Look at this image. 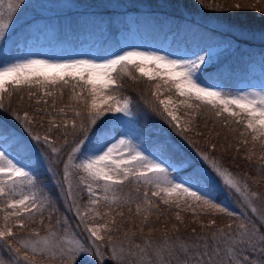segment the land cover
Segmentation results:
<instances>
[{"label":"snow or ice","instance_id":"6c2138e0","mask_svg":"<svg viewBox=\"0 0 264 264\" xmlns=\"http://www.w3.org/2000/svg\"><path fill=\"white\" fill-rule=\"evenodd\" d=\"M24 4L25 0H9L5 13L3 0H0V110L5 109L6 99L11 105L12 91L21 84L37 89L43 97L52 98L56 97L58 89L70 86L77 106L71 109V120L64 108L59 109L57 115L63 117L62 121L58 123L52 118L43 136L32 127L35 118L30 117L27 111L23 115L12 112L14 119L23 123L30 139L45 146L57 157L56 163L62 165V178L56 195L36 176V170L44 163V154L33 155L31 144L14 129L3 130L5 142L0 143V217L3 221L0 224V247L7 249L8 255L0 254V264H18L20 260L24 264H37V257H46L49 262L58 261V264H90V259L93 264H107L109 261L111 264H264V232L252 220L220 227L217 219L213 218L207 223L200 222L199 233L193 227L187 236L168 235L165 229L159 238H152L156 228L149 223V218L155 215L157 220L160 219L161 204L168 208L174 206L176 210V223L171 226L175 234L180 233L182 227L187 228L181 215L183 211L191 210L196 215V208L207 207L228 217L239 215L220 205L217 181H222L219 187L227 186L245 199L248 197L231 172L205 152L199 153L207 164L201 167L190 158L175 160L164 150L166 141L159 142V151L134 143L128 128L134 123L130 119L133 102L130 98L121 101L115 95L117 87L122 88L123 84H117L113 73L118 68L127 69L132 65L149 81H163L169 90L174 88L175 94L185 98L180 104L186 108H193L188 101L195 100L213 109L217 119L241 125L243 131L238 134L244 138L241 142L245 145L249 136L253 141L260 140L264 144V92L233 93L226 90V85L207 71L215 60L210 48L199 49L190 56L126 49L110 55L64 60L29 57L9 62L11 50L4 41ZM206 6L224 10L218 4ZM232 7L264 11L261 0L252 5L235 3ZM149 68L151 72L147 71ZM9 85L13 86L11 90ZM154 87V95L163 109L161 115L166 114L168 122L180 135L191 132L193 119L181 122L175 114L172 97L160 99L161 84L156 83ZM260 88L264 89V85ZM32 95L35 93L30 92L29 96ZM41 103L47 105L48 100L37 96L36 104ZM200 104L195 105L196 110ZM52 106L55 107V100ZM36 111L43 113L44 109ZM109 113L113 118L96 129L91 140L87 141V148H84L86 137L74 140L66 160L59 159L62 150L50 139L53 130L63 128L65 137L69 129L74 136L78 131L86 133ZM47 115L51 117L52 113ZM169 147L175 151L174 146ZM215 148L216 145L212 144L211 149L214 151ZM78 153L82 158L79 163H74ZM72 169L82 170L84 174L79 177L87 191V206L83 210L78 202L80 193L74 192L71 183ZM129 185L135 187V198L130 192H125ZM60 192L68 210L79 217L90 234L91 244L68 239L67 227L63 230L58 227L67 225L66 217L57 218ZM133 203L140 221L138 224L132 222L133 227L126 229L129 221L124 219L123 209L127 207L131 217ZM101 205L106 209L103 212L98 210ZM251 211L255 213L257 210L252 208ZM260 215V225L264 227V212ZM90 216L99 223L89 226ZM118 217L121 218L119 221ZM54 218L57 227L52 226ZM46 221L47 232L43 235L34 228L27 238L18 237L15 231H27L31 225H45ZM145 228L148 229L146 236ZM121 234L125 240L113 239L114 235ZM106 248L110 249L107 256Z\"/></svg>","mask_w":264,"mask_h":264},{"label":"trees","instance_id":"16d2710c","mask_svg":"<svg viewBox=\"0 0 264 264\" xmlns=\"http://www.w3.org/2000/svg\"><path fill=\"white\" fill-rule=\"evenodd\" d=\"M8 2L9 0H3L5 13ZM261 2L264 3V0ZM235 3L252 5L256 4V0H25V4L19 9L4 43L11 44L9 48L12 54L13 45L18 41H25L32 34L31 26L36 25L35 22L40 18L38 23L40 30L52 27H50L52 31H45L44 35L54 54H73L80 49L83 43H88L94 48L97 55H107L121 48L117 36L118 24L124 22L127 14L135 13V19L144 37L156 46H162L169 33H174L168 48L170 51L179 49L182 44L189 52L227 44V53L219 56L207 71L214 78L221 80L226 85V90L234 92L240 82L248 77L247 70L252 60L259 58L264 63V11L246 7L236 9L232 7ZM216 4L224 10L206 6ZM61 21H65L66 24L62 25ZM105 29H108L107 35L104 33ZM113 75L116 77L118 85L123 84L122 88L117 87L115 95L121 100L129 98L132 100V111L136 117L138 135H146L145 142L149 147L159 149V142L166 141L164 150L170 153L175 160L190 158L201 167L207 166L199 156L200 152H205L231 172L248 197L245 199L240 193L227 186L219 187L222 181H217V191L220 193L217 200L220 205L227 206L239 215L228 217L224 213L207 207L196 208V215H193L191 210L183 211L181 215L187 228L182 227L181 232L175 234L172 232L171 226L176 223V210L174 206L168 208L161 204L160 219L157 220L155 215L149 218V223L156 228L152 238L154 240L159 238L165 229H167L168 235L187 236L193 227L199 233L201 231L200 222L207 223L209 219L213 218L217 219V226L220 227L228 223L235 226L241 221L247 223L248 220H252L260 228V231L264 232V227L260 225L261 219L251 211L253 207L259 209L264 205V199H261L264 197V159H261L264 157V144L260 140L253 141L250 136L247 137L248 144H243L241 141L244 138L238 134L239 131H243L241 125H237L231 120L225 122L223 118L217 119L213 115V109L195 100L188 101L194 106L193 108H186L180 104V101L185 98L175 94L174 88L169 90L168 86L160 80L149 81L146 76H141L138 69L132 65H129L127 69L118 68ZM156 83L161 84L160 99L172 97L175 114L181 122L189 118L193 119V123L190 125L191 132L180 135L168 122L166 114L161 115L162 106L159 105L157 97L154 95ZM12 88L13 86L9 85V89ZM30 92L35 95L29 96ZM37 96L47 99L48 104L37 105ZM54 100L55 107L52 106ZM5 104V109L0 110V126H2L0 127V136H3L5 128L14 129L19 136L31 144L33 155L44 154V163L36 170V176L53 195H56L57 185L62 178V165L56 163L57 157L48 152L45 146L30 139L23 123L16 121L12 112L23 115L27 111L30 117L35 118L32 127L43 136L52 118H55L58 123L62 121L63 117L57 115L59 109L64 108L67 111L69 120L73 118L71 109L77 105L73 100L71 87L64 86L62 89H58L56 97L52 98L43 97L37 89L21 84L15 91H12L11 105H8L7 99ZM197 104H200L198 110L195 108ZM38 108H43L44 112H37ZM47 113H52V116H48ZM109 117H111L110 113L102 117L97 125L88 132L78 131L75 136L70 129L67 137L62 134L65 131L63 128L59 131L53 130L50 139L62 150L59 159L66 160L74 140L86 137L84 144V148H86L87 141L91 140L97 128L105 121H109ZM77 127L79 128V120H77ZM197 133H202V135H197ZM65 140H67V144H65ZM212 144L216 145L214 151L211 149ZM169 146H174L175 151ZM80 160L81 156L78 153L74 163H79ZM81 175H84L82 170L72 169L70 179L74 192L80 193L78 202L83 210L87 206V191L79 181ZM143 190L141 188V192ZM125 192H130L133 198L137 195L133 185L125 187ZM225 193H227V198H225ZM252 193L256 195H252ZM224 199L228 201L227 204ZM58 206L57 218H67V225L61 224L58 227L61 230L67 227L68 239H79L91 244L90 234L85 230L79 217L68 210L62 192L59 195ZM132 208L131 217H129L127 207L123 209L124 219L129 221L126 224V229L133 227L132 222L138 224L140 221V216L135 214L134 203ZM98 210L103 212L106 209L101 205ZM120 219L117 218L118 221ZM2 223V217H0V224ZM88 223L89 226H94L99 221H93L90 216ZM52 226L57 227L55 218ZM33 228L39 230L43 235L47 232V221L45 225H39V223L31 225L27 231L19 229L15 231L18 233V237L27 238ZM147 233L148 229L145 228V236ZM137 238H140L139 234ZM113 239L123 241L125 237L123 234L114 235ZM109 252L110 249L106 248L105 255L107 256ZM0 254L7 256V249L0 247ZM18 264H24V262L20 260ZM37 264H58V261L49 262L46 257L44 259L37 257ZM90 264H93L91 259ZM107 264H111V262L109 261Z\"/></svg>","mask_w":264,"mask_h":264},{"label":"rangeland","instance_id":"374dc122","mask_svg":"<svg viewBox=\"0 0 264 264\" xmlns=\"http://www.w3.org/2000/svg\"><path fill=\"white\" fill-rule=\"evenodd\" d=\"M47 10H49L47 8ZM135 13H129L126 16V19L124 22L118 24L117 28V36L120 40L121 48L119 50L113 51L112 53H115L117 51L121 50H141V51H157L160 54H177V55H183V56H190L193 52H189L186 50L184 44L181 45V47L177 50L170 51L169 44L171 41V37L174 33H169V36L167 37L165 43L162 46H156L153 44V42L147 41L144 37V34L142 33L136 19ZM36 21V20H35ZM40 22V18L37 19L35 22L36 25L31 26V32L32 34L25 40V41H18L13 45L14 51L9 57V62H17L22 61L24 59H27L29 57L34 58H45V59H51V60H64L68 58H75V57H87L89 55L91 56H97V53L95 52L94 48L90 46L88 43H83L80 46V49L77 50L73 54H54L51 51L50 45L46 41V37L44 35L45 31H52V27H45L43 30H40L38 27V23ZM61 24H66L65 21H61ZM51 27V28H50ZM105 35L108 33V29H105ZM105 35H102V37H105ZM264 39V38H263ZM10 47L11 44L5 43ZM213 55L215 57V60L224 53H227V44L224 45H215L212 47H209ZM110 53V54H112ZM107 54V55H110ZM2 66V65H0ZM139 71V70H138ZM147 71L151 72L152 69L149 68ZM247 78L240 82L237 89L233 92H249V91H255V92H264V89H261V85H264V63L261 59H254L250 62L247 70ZM123 101V100H121ZM111 114V113H110ZM119 115V114H117ZM113 118V114H111V117H109V121ZM135 116L133 115L130 119L134 121L133 124L128 125V128L130 129L129 135L130 138L133 139L134 143H137L142 148L149 147L146 144V135L145 136H139L137 132V122L135 120ZM121 127H124V125H121ZM117 134H119V129L117 130ZM5 142L4 136H0V143ZM88 147V146H87ZM86 147V148H87ZM154 150L159 151L160 149L156 147H152ZM118 156L119 153H116ZM82 158V157H81ZM173 175H176V173H173ZM224 202L227 204L228 201L224 199ZM255 208V207H253ZM256 212L253 213L258 218L261 219V212H264V205H262L261 208H256Z\"/></svg>","mask_w":264,"mask_h":264}]
</instances>
